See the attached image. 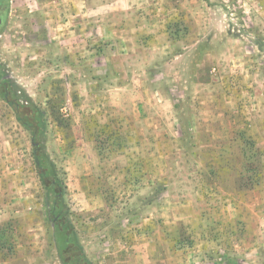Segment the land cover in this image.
<instances>
[{
  "label": "rangeland",
  "instance_id": "374dc122",
  "mask_svg": "<svg viewBox=\"0 0 264 264\" xmlns=\"http://www.w3.org/2000/svg\"><path fill=\"white\" fill-rule=\"evenodd\" d=\"M0 21V264H264V0Z\"/></svg>",
  "mask_w": 264,
  "mask_h": 264
},
{
  "label": "trees",
  "instance_id": "16d2710c",
  "mask_svg": "<svg viewBox=\"0 0 264 264\" xmlns=\"http://www.w3.org/2000/svg\"><path fill=\"white\" fill-rule=\"evenodd\" d=\"M15 106V110L17 111V121L26 129L32 130L33 134H36V132L38 131L37 127L33 124V121L30 119H27V117L23 114H20L19 110V106L14 105ZM34 160H35V164L38 168H41V161L38 157V154L35 152L34 153ZM44 175L41 174V177H43ZM75 256H81L80 253L75 254Z\"/></svg>",
  "mask_w": 264,
  "mask_h": 264
},
{
  "label": "water",
  "instance_id": "95a60500",
  "mask_svg": "<svg viewBox=\"0 0 264 264\" xmlns=\"http://www.w3.org/2000/svg\"><path fill=\"white\" fill-rule=\"evenodd\" d=\"M0 25H1V21H0Z\"/></svg>",
  "mask_w": 264,
  "mask_h": 264
}]
</instances>
